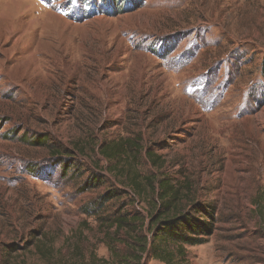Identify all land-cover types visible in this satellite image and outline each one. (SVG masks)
Listing matches in <instances>:
<instances>
[{"label": "rangeland", "instance_id": "rangeland-1", "mask_svg": "<svg viewBox=\"0 0 264 264\" xmlns=\"http://www.w3.org/2000/svg\"><path fill=\"white\" fill-rule=\"evenodd\" d=\"M260 122L264 0H0V264H162L164 181L184 264H264Z\"/></svg>", "mask_w": 264, "mask_h": 264}, {"label": "trees", "instance_id": "trees-1", "mask_svg": "<svg viewBox=\"0 0 264 264\" xmlns=\"http://www.w3.org/2000/svg\"><path fill=\"white\" fill-rule=\"evenodd\" d=\"M44 141H34L35 146H40ZM116 148V150H114ZM112 150V151H111ZM110 151L115 153L121 151L117 145L105 146L100 149L103 157H109ZM149 182V179H146ZM134 184V180H132ZM138 188L139 185L135 183ZM158 200L160 206L156 215L151 219L150 234L151 238L147 244L141 247V252H149L153 258L162 264H184L185 245L193 246L200 244V239H192L189 234L194 236L210 235L213 231L212 222H200L192 212L200 207L193 205L191 212L178 213L181 198L180 191L174 188L169 181L158 184ZM209 220H213L207 215ZM123 225V221H118Z\"/></svg>", "mask_w": 264, "mask_h": 264}, {"label": "bare ground", "instance_id": "bare-ground-1", "mask_svg": "<svg viewBox=\"0 0 264 264\" xmlns=\"http://www.w3.org/2000/svg\"><path fill=\"white\" fill-rule=\"evenodd\" d=\"M262 125L264 124L263 122H260Z\"/></svg>", "mask_w": 264, "mask_h": 264}]
</instances>
